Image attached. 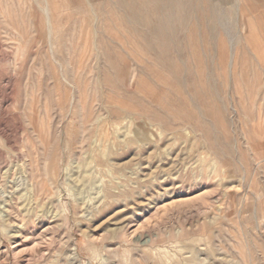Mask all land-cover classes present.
I'll use <instances>...</instances> for the list:
<instances>
[{
	"label": "rangeland",
	"instance_id": "rangeland-1",
	"mask_svg": "<svg viewBox=\"0 0 264 264\" xmlns=\"http://www.w3.org/2000/svg\"><path fill=\"white\" fill-rule=\"evenodd\" d=\"M0 264H264V0H0Z\"/></svg>",
	"mask_w": 264,
	"mask_h": 264
},
{
	"label": "bare ground",
	"instance_id": "bare-ground-1",
	"mask_svg": "<svg viewBox=\"0 0 264 264\" xmlns=\"http://www.w3.org/2000/svg\"><path fill=\"white\" fill-rule=\"evenodd\" d=\"M165 10H167V9H165Z\"/></svg>",
	"mask_w": 264,
	"mask_h": 264
}]
</instances>
